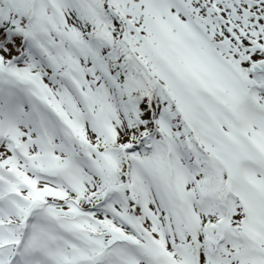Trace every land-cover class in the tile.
<instances>
[{"label":"snow or ice","instance_id":"obj_1","mask_svg":"<svg viewBox=\"0 0 264 264\" xmlns=\"http://www.w3.org/2000/svg\"><path fill=\"white\" fill-rule=\"evenodd\" d=\"M0 264H264V0H0Z\"/></svg>","mask_w":264,"mask_h":264}]
</instances>
